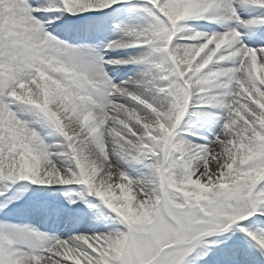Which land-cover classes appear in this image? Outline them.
Instances as JSON below:
<instances>
[{
    "label": "snow or ice",
    "instance_id": "6c2138e0",
    "mask_svg": "<svg viewBox=\"0 0 264 264\" xmlns=\"http://www.w3.org/2000/svg\"><path fill=\"white\" fill-rule=\"evenodd\" d=\"M0 264H264V0H0Z\"/></svg>",
    "mask_w": 264,
    "mask_h": 264
}]
</instances>
